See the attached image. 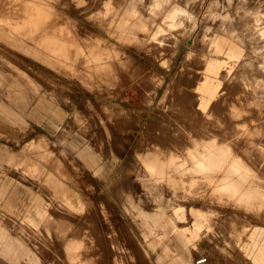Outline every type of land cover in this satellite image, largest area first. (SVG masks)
<instances>
[{
    "label": "rangeland",
    "instance_id": "1",
    "mask_svg": "<svg viewBox=\"0 0 264 264\" xmlns=\"http://www.w3.org/2000/svg\"><path fill=\"white\" fill-rule=\"evenodd\" d=\"M151 2L0 0V82L7 85L9 94L20 96L24 105L44 95L68 112L64 128L52 135L35 136L21 149L22 160L17 161L15 171L21 168L27 175L25 179L37 174L40 206L33 210L24 208L12 216L5 215L0 208V247L16 248L17 252L25 250L20 253L27 254L20 257L18 253L19 259L0 254L7 264L13 261L16 264H164L169 259L162 261V246H171L170 241L165 238L157 247L151 246L152 241L170 234L174 240L178 228L189 226L190 219L205 225L208 216L213 215V208L207 206L206 200L244 196L237 191L207 190L216 186L207 183L208 177L212 178L222 164L225 170L234 169L238 173L236 160V165L233 162L236 157L231 158L223 150L226 145L215 144L216 149H211L202 139H194L198 149H188L185 154L189 153L182 155L181 146L162 143L161 134L169 131L166 135H171L172 129L184 123L186 126L192 119L207 121L206 116L196 111L195 100L188 90L198 80L212 35L228 34L247 42L254 53H264V0H156L154 7V1ZM176 6L194 18V32L190 30L192 22L184 20L181 14L166 21L169 9ZM250 15L253 20L257 17V21L247 19ZM49 17L54 20L50 21ZM44 19L50 21L46 23L51 27L43 26ZM232 24L236 25L235 31ZM241 31L246 33L243 35ZM171 90L176 93L172 94ZM177 97L181 103L187 101L193 114H187L183 122L181 105L177 106L180 110L174 113H179L180 118L168 119L172 123L166 126L170 130L165 131L160 122L175 115L171 104ZM218 107L222 110L221 105ZM218 110L209 114L210 119L214 118L208 121L214 124L209 135L236 133L237 121L215 119L220 116ZM227 113L230 115L231 111ZM194 115L200 117L191 118ZM159 128L165 133H159ZM201 151L209 152L210 158L204 159ZM218 151L224 154L217 155ZM151 154L155 155L154 160ZM181 156H191L192 161L181 162L184 161ZM180 162L188 163V169L178 171ZM48 175L60 179L64 186H57L56 182L53 191H49L45 186ZM180 178H192V183L177 185L174 180ZM173 187L175 191L171 190ZM159 191L162 195L166 191L177 194L168 196L169 202L166 192L167 203L162 202L164 196L159 197ZM56 193L60 195L58 198ZM205 256L204 251H193L194 261Z\"/></svg>",
    "mask_w": 264,
    "mask_h": 264
},
{
    "label": "crops",
    "instance_id": "2",
    "mask_svg": "<svg viewBox=\"0 0 264 264\" xmlns=\"http://www.w3.org/2000/svg\"><path fill=\"white\" fill-rule=\"evenodd\" d=\"M254 52L246 43L228 34L212 35L207 42L198 80L194 88L188 90L194 97L198 111L209 115L221 105L220 116L215 119L237 121L235 134L229 137L214 135L208 142L226 144L227 148L223 150H228L227 153L236 157L234 160L239 167L238 173L234 169L216 170L207 181H212L216 186L207 190L225 192L231 187L230 191L238 190L245 195L242 199L209 200V203L206 200L207 206L213 208V215L208 216L205 225L199 222L195 224L190 219L189 226L178 228L179 234L176 233L174 240L165 235L152 241V247L163 243L165 238L170 241L171 246H162V261L169 259L164 264H196V260H193L194 250L205 252L206 256L201 257L205 258L204 264H264V53L260 55ZM0 84V208L5 215L12 216L24 208L33 210L40 206L37 174L25 179L27 175L21 168L15 171L17 161L22 160L23 145L35 136L52 135L64 128L68 112L44 95L28 100L24 105L20 96L9 94L7 85ZM228 111H231L230 115ZM45 183L51 192L55 183L57 186L63 184L54 175H48ZM55 196L58 198L60 195L56 193ZM20 252L16 248L0 247L1 255L10 254L18 258ZM22 255L27 254L20 253V257ZM0 264H7L3 256H0Z\"/></svg>",
    "mask_w": 264,
    "mask_h": 264
},
{
    "label": "bare ground",
    "instance_id": "3",
    "mask_svg": "<svg viewBox=\"0 0 264 264\" xmlns=\"http://www.w3.org/2000/svg\"><path fill=\"white\" fill-rule=\"evenodd\" d=\"M153 1H154V3H152ZM155 1H156V0H152V2H151L153 7H154L153 4L156 3ZM21 2H22V1H21ZM25 2H26V1H25ZM25 2H24V3H25ZM15 3H16V2H15ZM24 3H23V4L21 3V4L23 5V7H24ZM151 3H150V6H151ZM36 4H37V3H36ZM36 4H35V5H36ZM28 5H29V4H28ZM28 5H27V7H28ZM32 5H33V4H32ZM32 5H31V6H32ZM156 5H157V4H156ZM163 5H164V4H163ZM39 6H40V5H39ZM39 6H38V7H39ZM148 6H149V5H148ZM152 6H151V7H152ZM157 6H159V5H157ZM165 6H166V5H165ZM177 6H178V5H177ZM177 6H176V7H172L171 9H169V11H170V12H169V15L166 16V18L168 17V20H166V21H169V19H174L175 16L181 14V15L184 17V20H187V21L192 22V24L190 23L192 26H191V27L188 26V27L191 28V29H190L191 32H192V31L194 32L193 28H194V26H195V24H196V22L194 21V18H193L191 15L187 14L186 12L181 11V9L177 8ZM29 7H30V5H29ZM29 7L27 8V10L29 9ZM32 7H33V6H32ZM151 7H150V8H151ZM166 7H167V6H166ZM166 7H164V8H166ZM44 8H46V7H44ZM51 8H52V7H51ZM132 8H133V7H132ZM168 8H170V7H168ZM21 9H23V8H21ZM25 9H26V8H25ZM37 9H38V8H37ZM156 9H157V7H156ZM156 9H153V10H156ZM158 9H159V8H158ZM192 9H194V8H192ZM162 10H163V9H162ZM167 10H168V9H167ZM167 10H166V11H167ZM182 10H183V9H182ZM34 11H35V10H34ZM156 11H157L156 13H158V10H156ZM25 12H26V11H25ZM27 12H28V11H27ZM29 12H30V11H29ZM44 12H46V11H44ZM134 12H135V11H134ZM23 13H24V12H23ZM23 13H22V14H23ZM38 13H39V12H38ZM159 13H160V12H159ZM34 14H35V13H34ZM25 15H26V14H25ZM25 15H24V16H25ZM29 15L32 16V13L29 14ZM35 15H36V14H35ZM37 15H39V14H37ZM43 15H44V14H43ZM50 15H51V14H50ZM157 15H158V14H157ZM254 15H255V14H254ZM27 16H28V15H27ZM52 16H53V15H52ZM28 17H29V16H28ZM28 17H27V20H28ZM34 17H35V16H34ZM41 17H42V16H41ZM46 17H47V16H45V19H46ZM158 17H159V16H158ZM163 17H164V16H163ZM249 17L251 18V15H250V16H247V19H248ZM21 18H22V17H21ZM30 18H31V17H30ZM38 18H39V17H38ZM147 18H148V17H147ZM153 18H154V17H153ZM256 18H257V17H256ZM256 18H254V19L257 21L258 18H257V19H256ZM45 19H44V22H42V24L44 23L43 26L45 25L44 27L47 26V28H49L48 26H50V25H48V22H50L53 18L50 19V17H49L50 21L46 20V21H48L47 23H46ZM47 19H48V18H47ZM150 19H151V18H150ZM164 19H165V18H164ZM175 19H176V17H175ZM251 19H252V18H251ZM22 20H23V19H22ZM33 20H35V19H33ZM40 20H41V19H40ZM40 20H39V21H40ZM53 20H54V19H53ZM53 20H52V21H53ZM162 20H163V19H162ZM252 20H253V19H252ZM255 20H253V22H254ZM29 21H30V20H29ZM150 21H151V20H150ZM166 21H165V22H166ZM173 21L175 22L176 20H173ZM30 22H32V20H31ZM35 22H37V21H35ZM40 22H41V21H40ZM59 22H60V21H59ZM176 22H177V21H176ZM176 22H175V23H176ZM194 22H195V23H194ZM251 22H252V21L250 20V23H251ZM11 23H12V22H11ZM22 23H23V22H22ZM32 23H33V22H32ZM38 23H39V22H38ZM38 23H37V24H38ZM52 23H53V22H52ZM54 23H55V22H54ZM57 23H58V22H57ZM117 23H118V22H117ZM39 24H41V23H39ZM49 24H51V23H49ZM58 24H59V23H58ZM145 24H146V23H145ZM169 24L172 25V22L170 21ZM169 24H168V25H169ZM173 24H174V23H173ZM176 24H178V22H177ZM176 24H175V25H176ZM235 24H236V23H235ZM235 24H234V25H235ZM146 25H147V24H146ZM178 25H179V24H178ZM232 25H233V24H232ZM234 25H233V26H234ZM236 25H237V24H236ZM236 25L234 26V31L236 30V29H235ZM52 26H53V25H52ZM54 26H55V24H54ZM74 26H75V25H74ZM180 26H181V25H180ZM240 26H241V25H240ZM41 27H42V26H41ZM44 27H43V28H44ZM50 27H51V26H50ZM57 27H58V26H57ZM170 27H171V26H170ZM172 27H173V25H172ZM39 28H40V27H39ZM47 28H46V29H47ZM74 28H75V27H74ZM175 28H176V27H175ZM175 28H174V29H175ZM179 28H180V27H179ZM227 28H229V27H227ZM231 28H232V26L230 27V29H231ZM239 28H240V27H239ZM41 29H42V28H41ZM41 29H40V30H41ZM50 29H51V28H50ZM50 29H47V30L50 31ZM71 29H72V28H71ZM177 29H178V28H177ZM240 29H241V28H240ZM245 29H246V28H245ZM245 29H244V30H245ZM186 30H187V29H186ZM186 30H185V31H186ZM231 30H232V29H231ZM246 30H247V29H246ZM248 30H249V29H248ZM42 31H44V30H42ZM51 31H52V30H51ZM178 31H179V30H178ZM180 31H181V29H180ZM187 31H188V30H187ZM160 32H161V31H160ZM182 32H183V31H182ZM41 33H42V32H41ZM43 33H46V32L44 31ZM230 33H231V32H230ZM241 33H242V31H241ZM245 33H246V32H244V33H242V34L244 35ZM48 34H50V33H48ZM66 34H67V33H66ZM70 34H71V33H70ZM86 34H87V33H86ZM138 34H139V33H138ZM248 34H249V33H248ZM262 34H264V33H262ZM43 35H45V34H43ZM87 35H88V34H87ZM89 35H90V34H89ZM239 35H241V34H239ZM243 35H242V36H243ZM30 36H31V35H30ZM31 37H32V36H31ZM237 37H238V36H237ZM13 38H14V37H13ZM254 38H255V37H254ZM79 39H80V38H79ZM84 39H86V38H84ZM84 39H83V40H84ZM145 39H146V38H145ZM238 39H239V38H238ZM240 39H241V38H240ZM248 39H249V38H248ZM86 40H87V39H86ZM115 40H116V39H115ZM242 40H243V37H242ZM244 40H245V39H244ZM253 40H254V39H253ZM253 40H252V41H253ZM12 41H13V40H12ZM143 41H144V40H143ZM82 42H83V41H82ZM82 42H81V43H82ZM244 44H245V43H244ZM246 44H247V42H246ZM87 45H88V44H87ZM166 45H167V44H166ZM95 46H96V44H95ZM136 47H137V46H136ZM250 47H251V46H250ZM73 52H74V51H73ZM76 52H77V51H76ZM148 52H149V51H148ZM77 54H78V53H77ZM73 56H74V55H73ZM73 56H72V57H73ZM101 57H102V56H101ZM68 60H69V59H68ZM77 60H78V59H77ZM103 60H104V59H103ZM129 60H130V59H129ZM79 62H80V61H79ZM79 62H78V63H79ZM83 62H84V61H83ZM252 62H253V61H252ZM88 63H89V62H88ZM262 63H263V62H262ZM82 64H83V63H82ZM90 64H91V63H90ZM103 65H104V64H103ZM250 65H251V64H250ZM83 66H84V65H83ZM87 66H89V65H87ZM116 66H117V65H116ZM80 67H81V66H80ZM89 67H90V66H89ZM102 67H103V66H102ZM259 67H260V66H259ZM91 68H92V67H91ZM106 68H107V67H106ZM89 69H90V68H89ZM100 69H101V67H100ZM257 69H258V68H257ZM105 70H106V69H105ZM240 70H241V69H240ZM244 70H245V69H244ZM261 70H263V68H262ZM90 71H91V70H90ZM235 71H236V70H235ZM242 71H243V69H242ZM246 71H247V70H246ZM253 71H254V70H253ZM79 72H80V71H79ZM243 72H244V71H243ZM258 72H259V71H258ZM261 72H262V71H261ZM88 73H89V72H88ZM236 73H237V72H236ZM256 73H257V72H256ZM263 73H264V71H263ZM105 74H106V73H105ZM259 74H260V73H259ZM235 75H236V74H235ZM258 76H259V75H258ZM263 76H264V75H263ZM145 77H146V76H145ZM147 77H148V76H147ZM182 77L184 78L185 75H182ZM233 77H234V76H233ZM237 77H238V76H237ZM247 77H248V76H247ZM235 78H236V76H235ZM145 79H147V78H145ZM240 79H241V78H240ZM139 80H140V79H139ZM142 80H143V79H142ZM145 81H146V82H149L148 79L145 80ZM239 81H240V80H239ZM241 81H242V80H241ZM262 81H263V80H262ZM196 82H197V81H196ZM229 82H230V81H229ZM231 83H232V82H231ZM243 83H244V82H243ZM147 84H149V83H147ZM189 84H190V83H189ZM193 84H194V83H193ZM227 84H228V83H227ZM190 85H191V84H190ZM148 87H149V86H148ZM151 87H152V86H151ZM243 87H244V86H243ZM174 88H175V87H174ZM239 88H241V87H239ZM245 88H246V87H245ZM170 89H171V88H170ZM148 90H149V89H148ZM231 90H232V89H231ZM243 90H244V89H243ZM173 91H174V90H173ZM173 91L171 90V93H172ZM235 91H236V90H235ZM254 91H255V90H254ZM174 92H175V91H174ZM179 92H180V91H179ZM230 92H231V91H230ZM175 93H176V92H175ZM175 93H174V94H175ZM228 93H229V92H228ZM228 93H227V94H228ZM172 94H173V93H172ZM179 94H180V93H179ZM189 94H191V93H189ZM243 94H244V93H243ZM252 94H253V93H252ZM175 95H176V94H175ZM233 95H234V94H233ZM258 96H259V95H258ZM171 97H172V96H171ZM165 98H166V97H165ZM169 98H170V97H169ZM172 98H174V95H173ZM242 98H243V97H242ZM250 98H251V97H250ZM175 99H176V98H175ZM178 99H179V98L177 97V100H175V103H174V99H173V103H174V104H171V103H170V104L172 105L171 107L173 108V111H172L171 109H170V110L174 113L175 111H179V110H180V109L178 110L177 108H180V107H181V111H179V112H182V115H181V119H182V120H181V121H183V120H184L183 118H186V119H187L186 116H187V114L190 113V107H189L188 104L186 103L187 101L184 102V103H185V105H184V103H183V102L181 103V102H180V99H179V100H178ZM190 99H191V98H190ZM223 99H224V98H223ZM223 99H222V100H223ZM255 99H256V98H255ZM182 100H183V99H182ZM188 100H189V99H188ZM218 100H219V99H218ZM236 100H237V99H236ZM193 101H194V97H193ZM225 101H226V100H225ZM237 101H238V100H237ZM247 101H248V100H247ZM189 102H190V100H189ZM180 103H181V104H180ZM190 103H191V102H190ZM190 103H189V104H190ZM195 103H196V102H195ZM220 103H222V101H221ZM186 104H187V105H186ZM224 104H225V103H224ZM241 104H242V103H241ZM168 105H169V104H168ZM179 105H181V106H180V107H177V106H179ZM236 105H237V104H236ZM219 106H220V105H219ZM217 108H219V107L217 106ZM217 108H215V109L218 110ZM188 109H189V112L186 111V110H188ZM194 109H195V108H194ZM219 109H220V108H219ZM238 109H239V108H238ZM216 110H215V111H216ZM220 110H221V109H220ZM228 110H229V109H228ZM239 110H240V109H239ZM196 111H198V110H196ZM196 111H194V112H196ZM215 111H213V112H215ZM218 111H219V110H218ZM191 112H192V110H191ZM239 112H240V111H239ZM255 112H256V111H255ZM173 113H172V114H173ZM196 113H197V112H196ZM199 113H200L201 115L206 116V117H207V121L205 120L206 118L204 119L205 122L202 121V119L200 120V122H199V119H197L198 122H196V120H193V119H192L190 122H188L189 120H187V122H188L189 124H187L186 126L184 125V124H186V123H184V124H182V125H179V126H178V129H177V127H176L175 129H172L173 133H172V132H171V133L173 134V136H172V134H171V135H170V134H169V135H166L169 131L166 132V134H163L162 131H164V130L161 131V128H159V129H160V130H158L159 133L162 132V134H161V136H162V143H165V142H166V143H167V142L170 143V142H171L172 144L175 143V144L180 145V146H181L180 149L183 151V152H181L182 155H187L189 152H188L187 154H185V151L188 150V149H190V151H191V150H197V149H198L197 146H195L196 141H195L194 139H199V140L202 139L201 141H202V142L204 141V142L206 143V144L204 143L206 146H207V144H208V146H211V149L214 148L215 145H214L213 143H209V142H208V141L210 140V138H212V137H211L212 134L209 135V134L211 133L209 129L212 128V127L214 126V124H209L208 121H211V120H213V119H210V116H211V115H205V114H203V113L200 112V111H199ZM168 114H169V113H168ZM174 114H175V115H170L172 118H167V119L165 118L166 120H165V121H162V124H161V122H160V125H162L163 128H164V126H165V128H164L165 131L170 130V128H167V129H166V126H167V127H170V126H171V123H172V122L167 121L168 119H172L173 121H174L175 119H176V120H177V119L179 120V118H180V117L178 116L179 113H174ZM190 114H191V113H190ZM190 114H189V115H190ZM192 114H193V113H192ZM192 114H191V115H192ZM218 114H219V112H218ZM234 114H235V113H234ZM251 114H252V113H251ZM216 115H217V114H216ZM175 116H176V117H179V118H175V119H174L173 117H175ZM196 116H198V115H196ZM196 116L194 115V116H192V117L190 116V117H191V118H194V117H196ZM258 116H259V115H258ZM188 117H189V116H188ZM198 117H200V116H198ZM198 117H197V118H198ZM228 117H229V116H228ZM201 118H202V116H201ZM212 118H213V116H212ZM218 118H219V117H218ZM224 118H225V117H224ZM186 119H185V120H186ZM189 119H190V118H189ZM222 119H223V118H222ZM162 120H164V118H163ZM231 120H232V119H231ZM181 121H180V122H181ZM177 122H178V124H179V121H177ZM183 122H186V121H183ZM183 122H182V123H183ZM213 122H214V121H213ZM168 123H170V126H169ZM175 123H176V121H175ZM215 123H216V122H215ZM158 124H159V123H158ZM176 124H177V123H176ZM176 124H175V126H176ZM230 124H232V123H230ZM172 125H174V124H172ZM224 125H225V124H224ZM157 126H158V125H157ZM158 127H159V126H158ZM158 127H156V129H158ZM160 127H161V126H160ZM173 127H174V126H173ZM226 128L228 129V127H226ZM213 129H214V128H213ZM232 129H233V128H232ZM217 130H218V129H217ZM217 130H215V132H217ZM165 131H164V133H165ZM219 131H220V130H219ZM229 131H230V130H229ZM238 131H239V130H238ZM175 132H177V133L175 134ZM192 132H193V133H192ZM169 133H170V132H169ZM187 133H188V134H187ZM191 133H192L193 136L191 135ZM212 133H214V132L212 131ZM215 134H216V133H215ZM224 134H225V133H224ZM226 134H227V133H226ZM226 134H225V135H226ZM234 134H235V132H234ZM165 135H166V136H165ZM159 136H160V135H159ZM213 136H214V135H213ZM218 136H219V135H218ZM222 136H223V135H222ZM214 137H215V136H214ZM226 137H227V136H226ZM228 137H229V135H228ZM218 138H219V137H218ZM220 138H221V137H220ZM224 138H225V137H224ZM203 139H204V140H203ZM222 139H223V138H222ZM225 139H226V138H225ZM194 141H195V143H194ZM226 141H227V140H226ZM251 141H252V140H251ZM227 142H228V141H227ZM172 144H169V145L171 146ZM175 144H173L174 147H176ZM199 144H200V143L198 142V145H199ZM221 144H223V143H221ZM231 144H232V142H231ZM254 144H255V143H254ZM256 144H257V143H256ZM166 145H168V144H166ZM169 145H168V146H169ZM173 145H172V147H173ZM188 145H191V146H188ZM216 145H217V144H216ZM223 145H224V144H223ZM225 145H226V144H225ZM147 146H148V145H147ZM147 146H146V147H147ZM187 146H188V147H187ZM218 146H219V145H218ZM221 146H222V145H221ZM235 146H236V145H235ZM166 147H167V146H166ZM237 147H238V146H237ZM147 148H148V147H147ZM200 148H201V147H200ZM226 148H227V147H226ZM215 149H216V147H215ZM239 149H240V148H239ZM217 150H220L219 147H218ZM217 150H214V151H217ZM244 150H245V149H244ZM156 151H157V150H156ZM159 151H160V150H159ZM177 151H178V150H177ZM199 151H200V150H199ZM222 151H223V150H222ZM227 151H228V150H227ZM241 151H242V150H241ZM162 152H164V151H162ZM186 152H187V151H186ZM196 152H198V151H196ZM218 152H219V151H218ZM223 152H224V151H223ZM225 152H226V150H225ZM150 153L153 154V151L150 152ZM155 153H156V152H155ZM158 153H160V152H158ZM174 153H175V152H174ZM179 153H180V152H179ZM216 153H217V152H216ZM252 153H253V152H252ZM152 154H151V159L154 160L153 157H154L155 155L152 157ZM196 154H197V153H196ZM218 154L220 155V152L217 153V155H218ZM223 154H224V153H223ZM223 154H221L220 156H222ZM228 154H229V153H228ZM157 155H159V154H157ZM175 155H177V154H175ZM175 155H173V156H175ZM178 155H180V154H178ZM192 155H193V154H192ZM200 155H201L204 159H207L211 154H209V152L206 153L205 151H201V152H200ZM225 155H226V154H225ZM225 155H224V157H225ZM141 156H142V155H141ZM144 156L146 157L145 154H144ZM249 156H250V155H249ZM142 157H143V156H142ZM181 157H182L181 159L184 160V161H181V162H184V163H185V160H186V162L190 163V162L192 161V160H191V156H188V157H186V156H181ZM212 157H213V156H212ZM215 157H216V156H215ZM228 157H229V156H228ZM228 157H227V158H228ZM143 158H144V157H143ZM147 158H149V157H147ZM158 158H159V157H158ZM158 158H157V159H158ZM171 158H172V157H171ZM209 158H210V157H209ZM220 158H221V157H220ZM231 158H232V156H231ZM144 159H145V158H144ZM149 159H150V158H149ZM177 159H178V157H177ZM177 159H176V160H177ZM213 159H214V158H213ZM221 159H223V157H222ZM250 159H252V158H250ZM263 159H264V158H263ZM169 160H170V159H169ZM171 160L173 161V159H171ZM190 160H191V161H190ZM231 160H232V159H231ZM179 161H180V160H179ZM189 161H190V162H189ZM210 161L213 162L212 159H211ZM216 161H217V159H216ZM225 161H226V160H225ZM234 161H235V160H233V162H234ZM252 161H253V160H252ZM142 162H143V161H142ZM155 162H156V161H155ZM181 162H180L181 167L178 169V171H180V172H182L183 170H185V169L187 168V165H188V163H187V164H184V163L181 164ZM217 162H219V160H218ZM253 162H254V161H253ZM255 162H256V161H255ZM259 162H260V161H259ZM157 163H158V162H157ZM173 163H175V162H173ZM176 163H177V162H176ZM200 163H201V161H200ZM200 163H198L197 165L200 166ZM214 163H215V161H214ZM249 163H250V162H249ZM166 164H167V163H166ZM169 164H170V163H169ZM177 164H178V166H179V163H177ZM210 164H211V163H210ZM218 164H219V163H218ZM218 164H217V165H218ZM221 164H222V163H221ZM234 164H235V162H234ZM259 164H260V163H259ZM134 165H135V164H134ZM174 165H175V164H174ZM174 165H173V167H174V168L176 167V168H175V171L178 172V171H177V167H178V166H177V165L174 166ZM191 165H192V164H191ZM191 165L189 164V166H191ZM211 165H212V164H211ZM226 165H227V164H226ZM235 165H236V164H235ZM189 166H188V167H189ZM192 166H193V165H192ZM209 166H210V165H209ZM213 166H214V165H213ZM215 166H216V163H215ZM224 166H225V165L222 164V166H220V168L222 167L221 169H224V168H225ZM251 166H252V164H251ZM202 167H203V166H202ZM218 167H219V165H218ZM257 167H258V166H257ZM152 168H153V167H152ZM192 168H195V167H192ZM235 168H236V167H235ZM241 168H242V167H241ZM141 169H142V168H141ZM168 169H169V168H168ZM168 169H167V170H168ZM187 169H188V168H187ZM216 169H217V168H216ZM228 169H229V168H228ZM171 170H172V169H171ZM192 170H193V169H192ZM146 171H147V170H146ZM155 171H156V170H155ZM165 171H166V170H165ZM173 171H174V170H173ZM226 171H227V170H226ZM260 171H261V170H260ZM148 172H149V171H148ZM208 172H209V171H208ZM230 172H231V171H230ZM246 172H247V171H246ZM262 172H263V171H262ZM160 173H161V172H160ZM169 173H170V172H169ZM169 173H168V174H169ZM190 173H191V172H190ZM190 173H188V174H190ZM204 173H205V172H204ZM213 173H214V172H213ZM228 173H229V172H228ZM252 173H253V172H252ZM143 174H144V173H143ZM146 174H147V173H146ZM170 174H171V173H170ZM177 174H178V173H177ZM205 174H206V173H205ZM230 174H231V173H230ZM230 174H229V175H230ZM253 174H254V173H253ZM139 175H140V174H139ZM144 175H145V174H144ZM181 175H182V174H181ZM220 175H221V174H220ZM172 177H173V176H172ZM189 177H190V176H189ZM205 177H206V176H205ZM243 177H244V176H243ZM255 177H256V176H255ZM146 178H147V177H146ZM159 178H160V177H159ZM168 179H170V178H168ZM203 179H204V177H203ZM143 180H144V178H143ZM147 180H150V179H147ZM152 180H153V179H152ZM152 180H151V181H152ZM164 180H165V179H164ZM197 180H198V179H197ZM204 180H205V179H204ZM221 180H222V179H221ZM154 181H155V179H154ZM156 181H157V180H156ZM169 181L171 182V180H169ZM191 181H192V178H191L190 180H189V179L182 180L181 178H180V179H175V180H174V182H175L177 185H178V184H179V185H180V184L183 185L184 183H187V182L190 183ZM222 181H223V180H222ZM225 181H226V180H225ZM227 181H228V179H227ZM152 182H153V181H152ZM167 182H168V181H167ZM195 182H197V181H195ZM211 182H212V181H211ZM220 182H221V181H220ZM235 182H236V181H235ZM239 182H240V181H239ZM239 182H238V183H239ZM144 183H146V180H145ZM150 183H151V182H150ZM153 183H154V182H153ZM157 183H158V182H156V185H157ZM191 183H192V182H191ZM215 183H216V182H215ZM257 183H258V182H257ZM142 184H143V183H142ZM158 184H159V183H158ZM163 184H164V183H163ZM163 184H162V185H163ZM169 184H171V183H169ZM172 184H174V183L172 182ZM233 184H234V183H232V185H233ZM144 185H146V184H144ZM153 185H154V184H153ZM192 185H193V184H192ZM214 185H215V184H214ZM228 185H229V184H228ZM230 185H231V184H230ZM230 185H229V186H230ZM243 185H244V184H243ZM250 185H251V184H250ZM141 186H142V185H141ZM150 186H151V184H150ZM195 186H196V185H195ZM203 186H204V185H203ZM203 186H202V187H203ZM205 186H206V185H205ZM207 186H208V185H207ZM256 186H257V185H256ZM146 187H147V186H146ZM157 187H158V186H157ZM184 187H185V186H184ZM233 187H236V186H233ZM245 187H246V186H245ZM248 187H249V186H248ZM252 187H253V186H252ZM261 187H262V186H261ZM148 188H149V187H148ZM170 188H171V187H170ZM173 188H174V187H173ZM227 188H228V187H227ZM230 188H231V187H229V192H230V190H231ZM237 188H238V187H237ZM242 188H243V187H242ZM242 188H241V189H242ZM257 188H258V186L256 187V189H257ZM259 188H260V187H259ZM154 189H155V187H154ZM154 189H153V190H154ZM156 189H157V188H156ZM186 189H187V188H186ZM188 189H189V188H188ZM191 189H192V188H191ZM218 189H219V188H218ZM262 189H263V188H262ZM149 190H150V189H149ZM157 190H158V189H157ZM163 190H165V189H163ZM166 190H167V189H166ZM171 190H174V191H175V188H174V189H171ZM171 190H170V191H171ZM176 190H177V187H176ZM180 190H181V187H180ZM183 190H184V189H183ZM251 190H252V188H251ZM146 191H147V190H146ZM167 191H168V190H167ZM167 191H166V192H167ZM199 191H202V189L199 190ZM212 191H213V190H212ZM234 191H235V190H234ZM236 191H238V190H236ZM166 192L164 193L165 195H164V194L162 195V194L160 193V191H159V193L161 194V196H160V194L158 193V194H159V197H163V196H164V198H162V200L164 199V201H162V202H165V201L167 200V199L165 200ZM171 192H172V191H171ZM176 192H177V191H176ZM176 192H175V193H176ZM194 192H195V191H194ZM229 192H228V193H229ZM256 192H257V191H256ZM175 193H173V194H175ZM230 193H231V192H230ZM236 193H238V192H236ZM156 194H157V193H156ZM158 194H157V195H158ZM167 194H168V192H167ZM169 194H170V195H169ZM169 194L166 196V198H167L168 196H172V195H173V194L171 195V193H169ZM176 194H177V193H176ZM217 194H219V193H217ZM247 194H248V193H247ZM153 195H154V194H153ZM190 195H191V192H190ZM190 195H187V196H190ZM231 195H232V194H231ZM231 195H230V196H231ZM234 195H235V194H234ZM244 195H245V194H244ZM132 196H133V195H132ZM174 196H175V195H174ZM174 196H173V197H174ZM176 196H177V195H176ZM236 196H237V194H236L234 197H236ZM241 196H242V194H241ZM257 196H258V195H257ZM234 197H233V198H234ZM253 197H254V196H253ZM263 197H264V196H263ZM169 198H170V197H168V201L170 202ZM176 198H177V197H176ZM239 198H240V197H239ZM242 198H243V196H242L240 199H242ZM257 198H258V197H257ZM151 199H153V198H151ZM174 199H175V197H174ZM174 199H171V201L174 200ZM184 199H185V197H184ZM195 199H196V198H195ZM195 199H194V200H195ZM197 199H198V198H197ZM197 199H196V200H197ZM175 200H176V199H175ZM177 200H178V198H177ZM188 200H189V199H188ZM201 200H202V198H201ZM201 200H200V201H201ZM252 200H253V199H252ZM252 200H251V201H252ZM257 200H258V199H257ZM259 200H260V199H259ZM168 201H166V202L169 203ZM197 201H199V200H197ZM197 201H196V202H197ZM210 201H212V200H210ZM247 201H248V200H247ZM158 202H159V201H158ZM176 202H177V201H176ZM176 202H175V203H176ZM180 202H181V199H180ZM180 202L178 201V203H180ZM191 202H192V201H191ZM194 202H195V201H194ZM202 202H203V201H202ZM239 202H241V201H239ZM249 202H250V201H249ZM255 202H256V201H255ZM259 202H260V201H259ZM155 203H156V201H155ZM171 203H173V201H172ZM171 203H170L169 205H171ZM187 203H188V202H187ZM192 203H193V202H192ZM208 203H209V201H208ZM162 204H163V203H162ZM173 204H174V203H173ZM184 204H185V203H184ZM184 204H183V205H184ZM140 205H141V204H140ZM143 205H144V204H143ZM154 205H156V204H154ZM159 205H160V204H159ZM159 205H158V206H159ZM164 205H165V206H164ZM164 205H163V206H164V208H165V207H166V204L164 203ZM186 205H188V204H186ZM203 205H205V204H203ZM258 205H259V204H258ZM173 206H174V205H173ZM220 206H221V204H220ZM260 206H261V205H260ZM139 207H140V206H139ZM170 207H171V206H170ZM182 207H183V206H182ZM184 207H185V206H184ZM256 207H257V204H256ZM141 208H142V207H141ZM197 208H198V207H197ZM232 208H233V207H232ZM260 208H261V207H260ZM262 208H263V207H262ZM176 209H177V208H176ZM180 209H181V208H180ZM233 209H234V208H233ZM263 209H264V208H263ZM136 210H137V209H136ZM165 210H166V209H165ZM250 210H252V209H250ZM175 211H176V210H175ZM216 211H217V210H216ZM206 212H207V211H206ZM220 212H221V211H220ZM257 212H258V211H257ZM171 214H172V213H171ZM259 216H260V215H259ZM172 220H173V219H172ZM174 223H175V222H174ZM250 223H251V222H250ZM163 226L165 227V225H163ZM164 227H163V228H164ZM211 227H212V226H211ZM224 228H225V227H224ZM165 229H166V228H165ZM167 229H168V228H167ZM169 229L172 230V228H169ZM163 230H164V229H163ZM174 230H175V229H174ZM172 232H173V231H172ZM174 233H175V231H174ZM176 233H177V235H178V234H179V230H177ZM225 235H226V234H225ZM170 236H171V234H170ZM174 238H175V236H174ZM206 245H207V244H206ZM238 253H239V252H238ZM214 258H215V257H214ZM208 259H209V258H208ZM223 259H224V258H223Z\"/></svg>",
    "mask_w": 264,
    "mask_h": 264
},
{
    "label": "built area",
    "instance_id": "4",
    "mask_svg": "<svg viewBox=\"0 0 264 264\" xmlns=\"http://www.w3.org/2000/svg\"><path fill=\"white\" fill-rule=\"evenodd\" d=\"M205 263V258H199L196 260V264H204Z\"/></svg>",
    "mask_w": 264,
    "mask_h": 264
}]
</instances>
